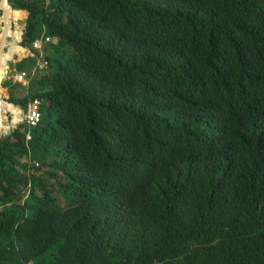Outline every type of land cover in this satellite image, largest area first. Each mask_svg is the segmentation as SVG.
Segmentation results:
<instances>
[{
	"label": "trees",
	"instance_id": "obj_1",
	"mask_svg": "<svg viewBox=\"0 0 264 264\" xmlns=\"http://www.w3.org/2000/svg\"><path fill=\"white\" fill-rule=\"evenodd\" d=\"M9 2L0 264H264V0Z\"/></svg>",
	"mask_w": 264,
	"mask_h": 264
},
{
	"label": "built area",
	"instance_id": "obj_2",
	"mask_svg": "<svg viewBox=\"0 0 264 264\" xmlns=\"http://www.w3.org/2000/svg\"><path fill=\"white\" fill-rule=\"evenodd\" d=\"M51 43V39H43V40H38L34 45V50H28V58L27 59H36L37 58V53H41L43 51L44 45L46 44H50ZM46 64H44L42 62V57H41V62L38 63L36 69H34L35 71L38 70H43L45 68ZM15 82L18 83H25L27 82L29 84L30 82V78H28L27 76L24 75L23 73H18L17 75H15L14 77ZM41 107H42V101L38 98L31 100L28 103L27 106V112L25 114V124L29 127V128H33L36 127L40 124L41 118H42V112H41ZM32 140V135L31 132H27L26 134V142L28 144L29 141ZM37 166L39 165L38 163L36 164Z\"/></svg>",
	"mask_w": 264,
	"mask_h": 264
},
{
	"label": "water",
	"instance_id": "obj_3",
	"mask_svg": "<svg viewBox=\"0 0 264 264\" xmlns=\"http://www.w3.org/2000/svg\"><path fill=\"white\" fill-rule=\"evenodd\" d=\"M8 4H10L9 0H0V10H3V18L5 19V22H6V30L4 31L3 36L0 39V67L4 64L5 58H6L7 54L9 53V40L11 38L10 34H11V31L13 30V25H12L11 19L9 18V15H10L9 9H7ZM18 12H22V11L18 10ZM26 28H27V25H26ZM26 28L24 31V35L27 32ZM21 47L24 50H27V42L24 38H23V41L21 43ZM15 61L18 62L17 57L15 58ZM21 62H18V63H21ZM14 66H15L14 62L10 61L8 63L7 70H6L5 74L0 77V84L2 86H3L4 82L10 77V74H11ZM19 124H21V122L18 123L17 125H19ZM17 125H15L14 128H16ZM11 134H12V129L8 130L3 135L8 137ZM1 139H2V136H0V140Z\"/></svg>",
	"mask_w": 264,
	"mask_h": 264
},
{
	"label": "rangeland",
	"instance_id": "obj_4",
	"mask_svg": "<svg viewBox=\"0 0 264 264\" xmlns=\"http://www.w3.org/2000/svg\"><path fill=\"white\" fill-rule=\"evenodd\" d=\"M11 8H12V6H11ZM13 9V8H12ZM14 10V9H13ZM28 15V14H27ZM16 18H17V15H16V12H15V10H14V20H15V23H18L17 22V20H16ZM26 23H27V21H25L24 23H23V25H24V27H25V25H26ZM3 31H4V24H3V17H0V38H1V36H2V34H3ZM17 33H19L20 32V30H19V28H16V30H15ZM24 37V36H23ZM58 43V41H55L54 42V44L55 45H58L57 44ZM46 46H48V45H46ZM18 48H19V46H18ZM17 48V49H18ZM14 49H9V54H10V56L11 57H14V58H18L19 60H20V62L22 61H25V60H28L27 58H26V54L25 53H16L15 51H13ZM27 50H28V48H27ZM66 50L68 51V48H66ZM40 54V53H39ZM39 54L37 53V58L35 59V60H37L38 61V63H40L41 62V55L39 56ZM43 55H44V53H43ZM32 59V58H31ZM19 60H18V62H19ZM18 62H16V64H15V66L13 67V70H12V72H11V74H10V77L7 79V80H12L13 82H15V79H14V77H15V75H17L19 72L17 71L18 70V67H19V64L20 63H18ZM21 62V63H22ZM24 75L26 76V72H24ZM6 80V81H7ZM11 81V82H12ZM12 82V83H13ZM24 87H26V89L28 88V83L27 82H25V83H21ZM3 87V86H2ZM4 88V87H3ZM5 90H8V92H9V89L8 88H4ZM8 98H9V96L6 98V101L8 100ZM20 108V107H19ZM22 110V117H23V120L21 121V124H19V125H22V124H24L25 122H24V120H25V114H26V112H27V110H24V109H21ZM4 117H5V121H6V123L9 121V122H11V116L10 115H4ZM13 132H14V129L12 128V134H13ZM11 134V135H12Z\"/></svg>",
	"mask_w": 264,
	"mask_h": 264
},
{
	"label": "bare ground",
	"instance_id": "obj_5",
	"mask_svg": "<svg viewBox=\"0 0 264 264\" xmlns=\"http://www.w3.org/2000/svg\"><path fill=\"white\" fill-rule=\"evenodd\" d=\"M10 4H8V6H7V9H9V13H10V15H9V18L11 19V22H12V25H13V18H12V13L14 12V10L13 9H10V6H9ZM1 12H3V10H0ZM23 13V12H22ZM3 24H4V31L6 30V22H5V19L3 18ZM17 27H18V23H17ZM19 28V27H18ZM4 31H3V33H4ZM2 36H3V34H2ZM1 36V37H2ZM23 36H24V32H23ZM10 40H9V49L11 50V45H10V43H11V40H12V37H13V30L11 31V34H10ZM24 38V37H23ZM23 38H22V40H23ZM1 39V38H0ZM19 45V44H18ZM17 45V46H18ZM16 46V47H17ZM21 46V44L19 45V47ZM16 47H14V48H12V49H15ZM14 51V50H13ZM10 61H12V57L10 56V54L8 53L7 54V56H6V58H5V62H4V64L0 67V74H2L3 73V67H5L6 65L8 66V63L10 62ZM7 63V64H6ZM7 70V69H6ZM6 72V71H5ZM5 74V73H4ZM3 89V87H2V85H0V92H1V90ZM0 103L2 104H0V106L2 107V106H4V105H7V106H9V105H12V106H10V107H8V109L10 110V109H13V111L12 112H7V113H5L4 115H10V116H12L13 118V120H12V123L10 124V123H7V127H10V125H17L18 123H20L21 121H22V119H23V117H22V110H21V108H19L18 106H15V105H13V104H11V103H9V102H7L6 100H4V99H0ZM14 116H16V117H14ZM20 118V119H18V118ZM22 118V119H21Z\"/></svg>",
	"mask_w": 264,
	"mask_h": 264
},
{
	"label": "clouds",
	"instance_id": "obj_6",
	"mask_svg": "<svg viewBox=\"0 0 264 264\" xmlns=\"http://www.w3.org/2000/svg\"><path fill=\"white\" fill-rule=\"evenodd\" d=\"M28 50H30V49H28ZM28 50H27V51H28Z\"/></svg>",
	"mask_w": 264,
	"mask_h": 264
}]
</instances>
